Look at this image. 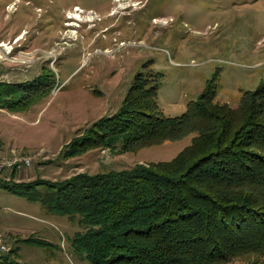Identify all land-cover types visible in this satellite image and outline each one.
Segmentation results:
<instances>
[{
  "label": "rangeland",
  "instance_id": "374dc122",
  "mask_svg": "<svg viewBox=\"0 0 264 264\" xmlns=\"http://www.w3.org/2000/svg\"><path fill=\"white\" fill-rule=\"evenodd\" d=\"M139 73L157 85L166 116L185 113L210 81L215 101L236 106L264 84V0H0V95L13 98L0 105V162L32 159L23 171L2 169L0 181L60 182L174 159L194 133L62 155L119 112ZM17 83L25 86L9 94ZM82 231L78 218L0 187V242L9 248L0 264H89L73 246ZM223 264H264V255Z\"/></svg>",
  "mask_w": 264,
  "mask_h": 264
},
{
  "label": "trees",
  "instance_id": "16d2710c",
  "mask_svg": "<svg viewBox=\"0 0 264 264\" xmlns=\"http://www.w3.org/2000/svg\"><path fill=\"white\" fill-rule=\"evenodd\" d=\"M150 82L137 74L119 112L85 128L62 155L118 144L128 151L194 133L174 159L60 182L3 180L0 187L78 218L83 231L73 246L89 264H223L264 255V84L233 107L215 101L207 82L186 112L172 117L158 112ZM24 84H7L9 94ZM12 99L0 95V105Z\"/></svg>",
  "mask_w": 264,
  "mask_h": 264
},
{
  "label": "built area",
  "instance_id": "2783aa9c",
  "mask_svg": "<svg viewBox=\"0 0 264 264\" xmlns=\"http://www.w3.org/2000/svg\"><path fill=\"white\" fill-rule=\"evenodd\" d=\"M31 164H32V159L28 157H24L21 159H15V160L10 159L7 161L0 162V171L4 168H10V169L12 168L17 171H23L24 169L30 167ZM8 251H9V248H7L5 244L0 242V254L4 252H8Z\"/></svg>",
  "mask_w": 264,
  "mask_h": 264
},
{
  "label": "crops",
  "instance_id": "0c3cea01",
  "mask_svg": "<svg viewBox=\"0 0 264 264\" xmlns=\"http://www.w3.org/2000/svg\"><path fill=\"white\" fill-rule=\"evenodd\" d=\"M7 180V179H6Z\"/></svg>",
  "mask_w": 264,
  "mask_h": 264
}]
</instances>
